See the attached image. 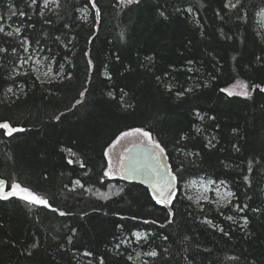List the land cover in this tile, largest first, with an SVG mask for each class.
Masks as SVG:
<instances>
[{
	"label": "trees",
	"instance_id": "16d2710c",
	"mask_svg": "<svg viewBox=\"0 0 264 264\" xmlns=\"http://www.w3.org/2000/svg\"><path fill=\"white\" fill-rule=\"evenodd\" d=\"M96 3L100 17L90 0H59V7L48 8L43 0H0V27L13 33H0V48L8 50L0 52V121L26 129L12 137L0 131V178L59 210L0 201V264H264V93L247 100L220 91L238 80L264 84V28L258 24L264 0H243V10L225 7L227 0ZM243 12L247 16L238 19ZM37 63L55 78L39 80ZM189 87L195 90L176 96ZM134 128L152 133L173 169L184 165L177 216L164 228L122 220L136 215L166 223L151 193L124 182L117 166L114 178L103 176L105 151ZM198 179L227 181L223 185L237 196L233 203L249 207L198 206L187 190ZM205 218L230 235L202 223ZM135 231L155 235L137 243ZM151 250L160 255L148 256Z\"/></svg>",
	"mask_w": 264,
	"mask_h": 264
},
{
	"label": "snow or ice",
	"instance_id": "6c2138e0",
	"mask_svg": "<svg viewBox=\"0 0 264 264\" xmlns=\"http://www.w3.org/2000/svg\"><path fill=\"white\" fill-rule=\"evenodd\" d=\"M38 0H31V4L35 5L37 4ZM53 3L55 4L57 7H59V0H43V6L44 8H48L49 4ZM91 3V7L93 9H95V16L96 17H100L101 16V10L100 8L97 6L96 0H90ZM117 3L121 6H131L133 4L139 5L141 3V0H117ZM225 7L228 8H232V9H236V8H240L241 10H243V0H235V3H233V0H227V4L224 5ZM9 8H12V5H9ZM189 12H191V8L188 9ZM262 12H264V9L261 10ZM13 15H15V11H13L12 13ZM40 16H44L45 13L43 11H41ZM21 16L26 15V13L21 12L20 13ZM161 15H163V13H161ZM247 16V12H243L242 16H238V19H244ZM3 17L0 16V20H2ZM45 23H49V21H45ZM21 29L19 27H17L15 29L16 33H20ZM0 33H5V29L3 27H0ZM7 36H12L13 33L11 31L5 33ZM25 43L27 42V38H25ZM8 50L5 48H0V52H7ZM13 53L16 52V49L13 48L12 49ZM25 51H27V48H25ZM85 55H88V53H85ZM259 59V58H258ZM189 63H191V61H189ZM88 64L91 65L92 61L91 59L88 60ZM63 68V65H61V69ZM51 69H49V72H45L44 75L45 76H49ZM39 78V77H37ZM67 78V77H65ZM110 78V77H109ZM157 80H160V77H157ZM207 83L204 84V87H207ZM165 87L167 88L168 91H171V85H165ZM200 85H196V88H199ZM239 89V90H237ZM195 89L192 87H189L187 89H185L182 92H177L176 96L180 97L183 96L185 94V92H193ZM7 91L9 93H13V95H16L13 92L12 88H8ZM220 91L222 93H225L228 97H234V96H241L244 97L247 100H251L253 99V93L254 92H259V93H264V84L261 83H256V84H252L251 86L244 82V81H237L234 85H232L229 88H221ZM20 92L23 93L24 92V85L20 86ZM83 95V93H81ZM111 95V94H110ZM17 99L19 98V96L16 97ZM129 107H131V105H129ZM197 115L199 116V118L201 120L204 119V117L202 115H200L199 113H197ZM57 120L60 119L59 116L56 117ZM211 119H215V117H211ZM0 130H2V134L4 136L7 137H12L15 133H19V132H24L26 131L25 128L22 127H17L14 126L10 121L8 120H3L0 121ZM139 136L144 138V140H146V145H144L145 147L147 145H151V149L150 151V155L152 157V159L159 164L162 160L167 158V153H166V148L164 146H162V144L153 137L152 133L150 131H145L143 128H134L131 129L130 131L127 132H121L120 135L116 138L115 141H113L112 145L109 146V148L105 151V156L108 158L107 160V167L105 168L104 172H103V176L104 177H115L116 175V169L113 165V160H112V156H111V152L112 149L120 143V141L124 138L127 137H131V136ZM209 145H212V140L208 141ZM214 147V145H212ZM69 153H71L73 156L75 155V153L72 152L71 149L67 150ZM236 151H240L239 147H236ZM123 157L121 158V168H123ZM69 164L73 163L72 160L68 161ZM80 166L82 168H85L86 165L83 162H79ZM258 163V161H257ZM184 170V165L183 163H179L176 165V168L173 169L172 165H165L164 166V170L161 171L159 168H155L153 169V172L155 173V176L157 177L155 182L152 184V191H151V198L152 200L155 202L156 205H159L164 211H165V224H160L159 221L157 219H144L141 217H138L136 215H133L131 217H121L122 220H127V219H131L133 221H139L142 224L145 225H157L160 228H164L166 227L168 224H172L174 221V218L177 216V211L175 208L176 202H178V192H179V187H178V180H179V173L182 172ZM136 171L135 169L132 170H128L127 172H125V174H123L121 176V178L123 179H131L132 178V173ZM247 171L249 173H251L253 171V165H252V161H249L248 164V169ZM243 180L245 182L248 183L249 186H251V181H250V177L248 175H245L243 177ZM75 183L77 185H79L80 187H83V185L81 184V182L79 180L75 181ZM195 182H193L194 184ZM227 181H220V184H226ZM216 181L214 180H209L208 181V185L209 187L205 189V191H209V190H214L216 191V193L219 195V190L218 189H212L211 186L215 185ZM8 189V190H6ZM88 191H91V189H89ZM121 191H123L121 189ZM101 196V198H105L103 196V194H99ZM12 198H17L19 200L25 201L30 205H37V206H42L44 208H48L53 212H57L59 211L58 209L52 207L51 203L49 202L48 199L38 195L37 193H35L34 191H32L30 188L22 186L20 183H17L15 181L11 182L10 186H9V182L5 179H0V201H9ZM189 200L192 199V197H187ZM236 193L232 192L231 190H228L224 193V195L221 197L220 200H209L207 196H203L200 197L199 199H204V200H208L209 203H215L218 206V209L220 207H225L227 208L228 206H232L234 208L237 209V211L239 212H244L245 209H247L249 207L248 204H243L242 206L240 204H234L233 200L236 199ZM199 199H197L196 203L199 206ZM201 211H203V209H201ZM262 210L259 208H254L252 209L253 213H258L261 212ZM68 213L60 211L59 215L64 216L67 215ZM227 220L232 221L233 223H238V221L234 218V216H226L225 217ZM204 224H207L209 226H211L212 228L217 229L219 232L223 233L224 236H229V232L225 231L224 228L219 227L218 225L213 224L212 220H209L207 218H205L203 221H201ZM249 224V220L248 217L245 215L243 217V225L242 227H247V225ZM118 227H120L121 229L124 228V225L121 224ZM132 235L136 238V242L140 243L141 241L144 242H148L150 237L154 236V233H149V232H141V231H135L132 233ZM164 240H167L168 237L164 236L163 237ZM127 241H121V243H126ZM69 243H71V238H69ZM33 248L37 247L36 244L32 245ZM117 248L120 247L119 244L116 245ZM165 252H167V249H164ZM148 256L150 257H158L160 255V253H158L155 250H151L149 252L146 253ZM29 255H31V253H29ZM85 255L87 256H91L92 253L91 252H86ZM129 259H132L131 256L128 257ZM233 259H239L238 257H233ZM100 264H104L103 259L100 260ZM188 264H191V261L188 262Z\"/></svg>",
	"mask_w": 264,
	"mask_h": 264
},
{
	"label": "water",
	"instance_id": "95a60500",
	"mask_svg": "<svg viewBox=\"0 0 264 264\" xmlns=\"http://www.w3.org/2000/svg\"><path fill=\"white\" fill-rule=\"evenodd\" d=\"M2 131V130H0ZM146 140L143 143H134L128 146L121 154L118 164L119 175L120 177L125 174L128 170L135 169L132 173L131 179H123L124 182L130 184L140 185L146 188L150 193L152 191V184L156 180L155 173L153 169L159 168L161 171L164 170L165 165H169V162L166 159L162 160L157 164L150 155L151 145H147ZM123 159V168H121V158ZM1 179V178H0ZM11 181L9 182V186ZM8 190V189H6ZM17 199V198H15ZM19 200V199H18Z\"/></svg>",
	"mask_w": 264,
	"mask_h": 264
},
{
	"label": "rangeland",
	"instance_id": "374dc122",
	"mask_svg": "<svg viewBox=\"0 0 264 264\" xmlns=\"http://www.w3.org/2000/svg\"><path fill=\"white\" fill-rule=\"evenodd\" d=\"M258 16H259L258 17V24L260 27L264 28V12L260 11ZM34 71H35L37 77H39V80H41V81H52L55 78V76L52 73V70L50 71L49 76H45L44 73L49 72V69L45 68V66L40 64V63H37L36 67H34ZM234 84H232V85H234ZM237 90H239V89H237ZM144 141H145L144 138L136 136V135L122 139L120 141V143L117 144L112 149V152H111L114 167L116 168V166H117V168H118L120 156H121L122 152L128 146H130L134 143H143ZM193 182H195V183L193 184ZM187 187H188L187 190L192 195L195 203H196L197 199H199L200 197H203V196H207L209 200H214V201L220 200L221 197L224 195V193L226 191H228L226 186H224L222 184H218V183H216L215 185H212L211 188L212 189H218L219 195L214 190L205 191V189L208 188L209 185H208V180H204V179H198V180L191 181L188 183ZM203 201H208V200L199 199V206L202 205ZM35 206H37V205H35Z\"/></svg>",
	"mask_w": 264,
	"mask_h": 264
}]
</instances>
